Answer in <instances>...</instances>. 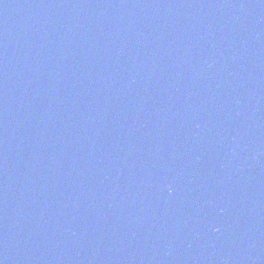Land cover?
<instances>
[{
    "label": "water",
    "instance_id": "95a60500",
    "mask_svg": "<svg viewBox=\"0 0 264 264\" xmlns=\"http://www.w3.org/2000/svg\"><path fill=\"white\" fill-rule=\"evenodd\" d=\"M0 264H264V0H0Z\"/></svg>",
    "mask_w": 264,
    "mask_h": 264
}]
</instances>
